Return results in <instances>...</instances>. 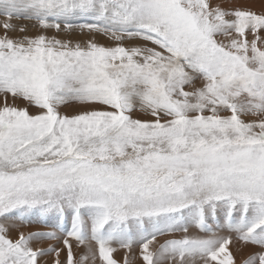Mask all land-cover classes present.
<instances>
[{
    "label": "snow or ice",
    "instance_id": "obj_1",
    "mask_svg": "<svg viewBox=\"0 0 264 264\" xmlns=\"http://www.w3.org/2000/svg\"><path fill=\"white\" fill-rule=\"evenodd\" d=\"M0 16V264L59 257L40 238L64 264H118L114 244L125 264L134 244L144 264H236L234 240L264 264V11L0 0ZM33 218L49 230H19Z\"/></svg>",
    "mask_w": 264,
    "mask_h": 264
},
{
    "label": "rangeland",
    "instance_id": "obj_2",
    "mask_svg": "<svg viewBox=\"0 0 264 264\" xmlns=\"http://www.w3.org/2000/svg\"><path fill=\"white\" fill-rule=\"evenodd\" d=\"M218 2H222V0H218ZM227 2L231 3V4H235L237 6H243V7L251 8L252 10H254L258 13L264 11V0H227ZM3 20H4V17L0 16V35H2L4 33V29L2 27ZM12 23H14L17 26V29H19V27H21V26H24L26 29L25 34H28V35H34L38 31V29L36 27H34L35 21H28V20H24V19L13 18ZM19 34L20 33L18 31L10 33V35H13V36H17ZM48 34L51 35L52 33H48ZM97 39L100 43H104V44L108 43V41L105 40L103 37H98ZM0 101L2 102V97H0ZM17 101H19V103H20V100H17ZM67 105L62 106L60 111L64 110L66 108V106L69 107L68 111L74 109V108H72V107H74L73 103H69ZM49 228H50V226L48 224L40 223V222L36 221L35 218H33L32 222L23 224L19 228V230L24 231L25 233H28V232L48 231ZM189 231L191 234H198V230L195 227L190 228ZM11 235L15 236L16 231L14 230L11 233ZM179 235H181V234L176 233V234H166L164 236H158L157 241L154 242V244L151 245L150 247L155 249L156 247L159 246L160 243H163V241L165 239H170V238H173L174 236L179 237ZM49 244L60 248L61 249L60 255H59V257H56L55 254H49L50 259H42V260H44V262L46 261V264H54V262L56 260H59L61 262V264H64V262L66 261L67 250H66V248L63 247V245L60 242L55 241V240L46 239V238H40L38 240L33 241L34 247L44 248V247H47ZM72 245H73V252H74L75 256L78 258L79 254L81 252H83L84 249L82 247L77 248L75 241L72 242ZM237 246L240 247L241 244H237ZM113 247L116 248V251L113 253L114 259H116L118 261V264H125L126 250L123 248H120L116 244H114ZM243 247H244V250L242 249L239 251L236 247L234 248V250H232L233 248L230 249L232 252L235 251V252H233V254L236 258V264H241L242 260L245 259L247 257V255L254 250L253 247L250 245H247V246L243 245ZM139 253H140L139 245L134 244L132 249L127 252L128 264H144ZM51 255H53V256L51 257ZM97 264H99L98 260H97ZM162 264H168V261H163ZM198 264H199V262H198Z\"/></svg>",
    "mask_w": 264,
    "mask_h": 264
},
{
    "label": "bare ground",
    "instance_id": "obj_3",
    "mask_svg": "<svg viewBox=\"0 0 264 264\" xmlns=\"http://www.w3.org/2000/svg\"><path fill=\"white\" fill-rule=\"evenodd\" d=\"M0 103H2V102L0 101ZM16 104H17L18 106H21V107L24 106V104H23L22 101H20V103H19V101H16ZM73 104H74V107H72V108H74V109L68 111V110H69V107H67V106H68V105H67L66 108H65L64 110H61V112L64 113V114L72 115V114H75L76 112L82 110L83 107H85V106H83V105H79V104H76V103H73ZM75 104H76V105H75ZM30 110L34 111V109H30ZM140 115H141V114H139L138 112H134V113H133V116H134V117H138V116H140ZM237 244H241V242L234 240L233 243L229 246L230 249L233 248L232 250H234V248L236 247V248L239 249V250H242V249L244 250V247H243L242 244H241L240 247H238ZM241 247H242V248H241ZM233 252H235V251H233ZM237 253H238V252H237ZM52 256H53V255H51V257H52ZM42 259H50V257H49V255H48L47 257H44V258H42ZM42 262L44 263V260H42ZM43 263H42V264H43Z\"/></svg>",
    "mask_w": 264,
    "mask_h": 264
}]
</instances>
